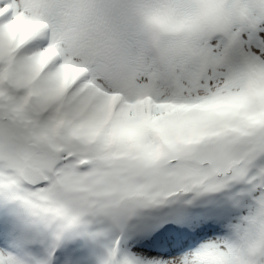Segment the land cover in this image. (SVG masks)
<instances>
[{"label": "snow or ice", "instance_id": "1", "mask_svg": "<svg viewBox=\"0 0 264 264\" xmlns=\"http://www.w3.org/2000/svg\"><path fill=\"white\" fill-rule=\"evenodd\" d=\"M0 264H264V0H0Z\"/></svg>", "mask_w": 264, "mask_h": 264}]
</instances>
